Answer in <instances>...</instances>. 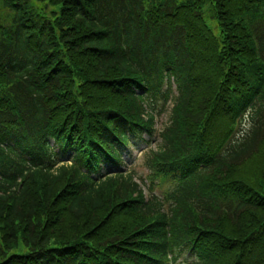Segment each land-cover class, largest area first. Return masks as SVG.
Returning <instances> with one entry per match:
<instances>
[{
  "label": "trees",
  "instance_id": "1",
  "mask_svg": "<svg viewBox=\"0 0 264 264\" xmlns=\"http://www.w3.org/2000/svg\"><path fill=\"white\" fill-rule=\"evenodd\" d=\"M186 253L264 264V0H0V264Z\"/></svg>",
  "mask_w": 264,
  "mask_h": 264
},
{
  "label": "rangeland",
  "instance_id": "2",
  "mask_svg": "<svg viewBox=\"0 0 264 264\" xmlns=\"http://www.w3.org/2000/svg\"><path fill=\"white\" fill-rule=\"evenodd\" d=\"M205 20L208 27L214 33L215 36H220V29L217 26V20L212 17H209L205 14ZM174 96V94H173ZM161 104L157 106V110L160 109ZM170 103L165 106L164 110L160 114H155V126L156 133L158 134L168 123L169 113L168 110L170 108ZM236 138V137H235ZM130 146L126 149L123 148L121 156L123 160V166L125 172L132 173L135 179L140 181L142 186L147 190V184H145V176L147 175V159L150 156L151 151H155L159 148L160 140L155 137L153 141L147 140V136H142L140 138L131 137ZM124 171V170H123ZM158 194V192H156ZM26 252V248L20 243L19 246L14 250L16 254H24ZM191 257L188 255H184L178 260L177 264H187L191 261Z\"/></svg>",
  "mask_w": 264,
  "mask_h": 264
}]
</instances>
